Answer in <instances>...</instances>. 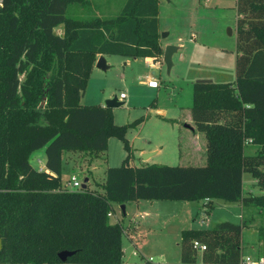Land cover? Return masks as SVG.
Instances as JSON below:
<instances>
[{
  "label": "trees",
  "instance_id": "trees-1",
  "mask_svg": "<svg viewBox=\"0 0 264 264\" xmlns=\"http://www.w3.org/2000/svg\"><path fill=\"white\" fill-rule=\"evenodd\" d=\"M78 2L88 1L0 0V264H121L124 227L109 217L115 203L209 198L264 210V0H237L235 82L194 84L202 166H132L129 126L116 124L109 107L81 104L99 55L163 56L160 0H127L111 17L71 15ZM112 135L127 156L106 170L102 192L64 188V153L97 157ZM247 140L255 154H246ZM42 149L45 170L30 161ZM245 173L261 194H245ZM245 227L225 220L183 230L182 262L197 260V240L207 246L204 263L239 264ZM66 250L75 253L62 261Z\"/></svg>",
  "mask_w": 264,
  "mask_h": 264
},
{
  "label": "rangeland",
  "instance_id": "rangeland-1",
  "mask_svg": "<svg viewBox=\"0 0 264 264\" xmlns=\"http://www.w3.org/2000/svg\"><path fill=\"white\" fill-rule=\"evenodd\" d=\"M87 1L85 6L80 2L73 4L70 14L117 16L127 2V0ZM159 19L165 48L168 45L179 48L172 57L174 66L169 70L164 56L156 64H152L142 57L108 55L106 59L108 68L106 70L99 68L92 72L81 103L106 105L108 100L115 97L123 102L122 105L111 108V113L116 124L129 126L126 137L133 150L130 162L139 164L144 160L142 151H147L153 146L165 145L161 155L152 156L147 161L170 166H202L206 163L201 160L186 156L177 157L171 134L173 132L176 135L174 130L186 125L184 117L188 115L193 105L195 83L202 79L216 83H234L236 80V2L161 0ZM59 28H56L57 32H61ZM162 33L166 35L162 36ZM151 80L156 81L159 87L151 88L148 84ZM122 94H125L123 98ZM162 115L176 121L165 123ZM203 140L206 141L204 135ZM258 148L256 145H246L245 152L255 154ZM182 149L184 152L188 150L185 142ZM36 155L34 154L31 159L33 166L37 167L40 164ZM40 156L42 157L43 153H40ZM64 156L66 163L62 176L64 188L75 189L71 182V177L75 176L81 184L89 178L86 182L89 189L99 191L100 184L106 181L108 167L121 166L127 151L123 140L112 135L109 137L108 149L98 153L97 157L79 151L66 152ZM253 180L254 177L246 173V190L260 192ZM143 200L147 202L146 199ZM188 202L156 201L153 212L158 215L153 222L149 221L147 208H138L134 201L127 203L128 219L142 213L146 215L143 218L138 217L142 226H139L134 234L137 246L132 242L137 253L128 243L131 242L130 239L123 234V242L127 247L125 264H151L148 262L149 257L154 259L153 262L163 263L164 259L158 257L159 253H164L168 256L167 259L173 261L175 254L179 256L182 229H207L225 220L241 222L240 209L232 202L217 199L215 208L212 213L206 215L204 223L201 221V214L196 216L195 220L192 214L190 215L189 209H192L191 206L195 203L190 205ZM170 204H176L180 208L169 212L167 206H171ZM121 206L120 203H115L114 208L118 216L124 217ZM249 210L244 220L248 225L244 233L243 255L256 259L260 252L264 255V210L255 208ZM173 215L177 218L172 222L170 219ZM260 240L263 243H260ZM198 254L200 255L199 250Z\"/></svg>",
  "mask_w": 264,
  "mask_h": 264
},
{
  "label": "crops",
  "instance_id": "crops-1",
  "mask_svg": "<svg viewBox=\"0 0 264 264\" xmlns=\"http://www.w3.org/2000/svg\"><path fill=\"white\" fill-rule=\"evenodd\" d=\"M235 2H236V9H237V0H235ZM159 4H160V2H159ZM240 17H241V15L238 13V9H237V31H238V19ZM59 29L61 30V32H58V33L61 34L63 32V28L60 27ZM160 31H161V27H160ZM161 44L163 46V49L165 50L166 44L164 43V41H163L162 38H161ZM178 50H179V48H178ZM102 55L107 59V57H108L107 54H102ZM100 56L101 55H99V57ZM162 57L161 58H158V59L157 58H154V57H142V58H145L146 61L149 62V63L156 64V62H158L159 60H161ZM96 69H99V68L95 64L93 71L96 70ZM151 88H154V87H151ZM85 94H86V92L84 93V95ZM84 95L82 96V98L84 97ZM82 98H81V100H82ZM83 105H96V104H83ZM97 105H101V106L106 107L105 103H98ZM162 118L164 119L163 121L165 123L176 121V120L170 119L168 117H165L164 115H162ZM184 122H186V125L183 128L178 127L179 128L178 130H174V132H176V135H174L173 132L171 134L172 135V138H174L173 139V143L175 145L174 146L175 147L174 152H175V154L177 155L178 158H183L184 156H186V157H190L192 159H196L197 161L198 160H201L205 164L207 162L206 141L203 140V135L205 136V134L202 133V132H200V131H198V130H196V124H195V122L193 120L191 110L188 112V115H186L184 117ZM201 140L203 141L202 143H201ZM183 142H185L187 144V146H188V150L186 152H184L183 149H182ZM164 149H165V145L153 146L151 149H149L147 151H142V153L145 154V152H151L152 155L148 157V158H151L152 156H155V155H159V154L161 155V153L163 152ZM198 149H201V150L198 151ZM40 153H43V156L42 157L40 156ZM34 154L35 155L36 154L38 155V159L37 160H38V163L40 164L39 166H37V167L34 166V167L37 168V169H39V170H45L46 169V154H45V150L42 149V150L36 151V152L33 153V155ZM63 157H64V168H63V173H64L65 167H66V163H65V156L63 155ZM148 158L144 159L139 164H136L135 162H130V164L132 166H142V165H145V164H155L153 162L147 161ZM30 161L32 163V159L31 158H30ZM90 170L93 171L91 169V167H90ZM245 176H246V173L244 174V177H243V184H244V192H245V194H248L249 192H252V193H255V194H261L262 191L255 192L253 189L246 190ZM88 181H89V178H88ZM253 181H254L253 183L256 184V179L253 180ZM86 186H87V188H89L88 185H86ZM255 187H257V186L255 185ZM99 191L102 192V189H100ZM144 201L145 200H139V201H134V202L136 203V205H137L138 208L145 207V208H147L149 210L147 212L148 213V216H149V221L150 222H153L155 220L156 215H158V214H155L153 212L154 211V208H155V203L158 200H151V201L150 200H146L147 202H144ZM160 201H164V200H160ZM165 201H177V200H165ZM216 201H217V199H212V200L209 199L208 201L206 199L201 200V201H189L188 203H190V205H193L195 203L194 206H191V208L193 210L192 209H189V213H190V215L192 214V216L194 217V220L196 219V216L198 217L201 214L200 215V216H202L201 217V221H202V223H204L205 222V219H206L205 218L206 215L212 213L213 209L215 208ZM232 203L236 204L237 207H239V209H240L239 218H240L241 222L245 220L247 212L250 211L249 209H251V208L254 209L255 208V207H250V206H244L240 202H232ZM170 205L171 206H167L169 212H171L173 209H179L180 208V207L178 208L177 207L178 205H176V204H170ZM184 207H186V206H184ZM255 209H257V208H255ZM124 215H125L124 217L118 216L116 214V210H114V216L113 217L115 218V220L112 221V218L113 217H110L111 218V222L112 223H116L118 221L121 222V224L124 227V234H126L127 237L131 241V242H128V243H130L131 247L133 248L134 247V244H135V246H137V244L134 242V239H135L134 238V234L138 230L139 226L140 227L142 226V223L140 222V220H138V217L143 218L146 214L145 213H142L140 215H136V216H134L133 219H130V218L128 219L126 217L127 216L126 213ZM176 218H177V216L176 215H173L170 220L173 222V220H175ZM250 224L251 223H249V225ZM183 230H185V229H182V231ZM245 230H246V227L243 229V235H242V246H243V248H244V233H245ZM181 234H182V232H181ZM132 242L134 243L133 246H132ZM260 243H263V242L260 240ZM122 246H123L124 255H123V261H122L121 264H125V256H126V253H127V247H126V245H124L123 238H122ZM133 251L136 252L134 250V248H133ZM181 253H182V251H181V245H180L179 256L177 254H175L173 261L167 259L166 257H168V256H166L164 253H159V256L158 257L164 259L163 263H161V262H154V263L153 262H150L149 259L152 258V257H149L148 262L151 263V264H206L203 261L202 252H200V255L199 254L197 255V260L194 263H184V262H182ZM242 256H244V255H242ZM259 256H264V255L262 254V252H260L259 253Z\"/></svg>",
  "mask_w": 264,
  "mask_h": 264
},
{
  "label": "water",
  "instance_id": "water-1",
  "mask_svg": "<svg viewBox=\"0 0 264 264\" xmlns=\"http://www.w3.org/2000/svg\"><path fill=\"white\" fill-rule=\"evenodd\" d=\"M166 33H162V36H165ZM178 51V47L177 46H174V45H168L165 50H164V61L165 63L167 64V67L168 69L170 70L173 66V61H172V57H173V54ZM96 66L100 69H103V70H106L108 68V65H107V62H106V58L101 55L97 62H96ZM199 83H207V82H212V80H209V79H202V80H199L198 81ZM123 102H120L118 101V98L115 97L113 99H110L107 101L106 103V107H109V108H113V107H118L120 105H122ZM152 153H145L143 156H144V159L148 158L149 156H151ZM86 182H88V178L86 179ZM84 183L83 184V189H85L87 186V183ZM121 209H122V212L125 214L126 213V205H122L121 206ZM75 253V251H63L61 253H59V257L62 261H66L68 259V257L72 256L73 254Z\"/></svg>",
  "mask_w": 264,
  "mask_h": 264
},
{
  "label": "built area",
  "instance_id": "built-area-1",
  "mask_svg": "<svg viewBox=\"0 0 264 264\" xmlns=\"http://www.w3.org/2000/svg\"><path fill=\"white\" fill-rule=\"evenodd\" d=\"M148 84H149V86L154 87V88L159 87V84L154 80L149 81ZM124 96H125V94L121 95L122 98ZM251 142H252L251 140H247L246 145L250 144ZM71 182H72V187L75 188L73 190L83 189V184H81L75 176H73L71 178ZM206 200L208 201L209 198H207ZM113 216H114V211L109 212V217H113ZM119 223H121V222H119ZM194 248H196L197 250H199L200 252L203 253L207 249V246H206V244L195 240L194 241ZM149 261L153 262L154 260H153V258H150ZM239 264H264V256H259L256 259H253L251 256H246V257L242 256Z\"/></svg>",
  "mask_w": 264,
  "mask_h": 264
}]
</instances>
